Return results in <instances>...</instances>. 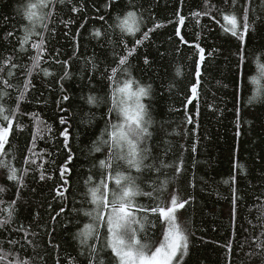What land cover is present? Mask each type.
Returning <instances> with one entry per match:
<instances>
[{
  "label": "snow or ice",
  "instance_id": "6c2138e0",
  "mask_svg": "<svg viewBox=\"0 0 264 264\" xmlns=\"http://www.w3.org/2000/svg\"><path fill=\"white\" fill-rule=\"evenodd\" d=\"M185 2L179 0L181 7L174 16L181 26L188 18L195 21L200 28L195 34L197 41L212 31L201 23L203 17H208L237 42L233 53L237 58L234 84L242 94L247 82L245 68L249 46L254 37L264 31V0H205L206 10L191 11L188 17L181 14ZM91 7L94 14L99 15H88V0H20L16 15L3 17L5 30L0 33V264H49V255L52 264H187L195 232L191 230V219L185 218L184 212L195 197L182 195L179 183L187 176L188 187H197L199 117L201 100L205 97L203 75L209 67L208 61L215 58L220 49L212 46L206 53L205 46L194 43L192 55L188 56L193 64V79L181 93L183 127L169 128L166 125L174 121H158L154 115L153 102L157 94L154 83L135 75L137 71L152 68L147 46L152 34L164 25L154 22L148 26L149 20L155 21V16L151 5L145 7L141 0H96ZM73 14L81 21L74 33L71 29L77 19ZM217 16L225 23L221 24ZM93 19L103 25L93 27L90 36L101 48L104 42L108 44L110 60L100 61L95 53L82 58L77 55L81 47V29ZM13 20L19 23H12ZM58 35L72 42L71 55L53 43H59ZM175 35L180 43L189 45L179 27L175 28ZM180 50L176 49L178 53ZM74 58L82 59L78 69L81 80L87 79L92 89L96 88L95 81L107 89L103 96L90 92L86 97L92 107L107 105V111L100 117L104 126L88 146L86 159L90 164L79 181L78 190L73 193L74 168L70 165L76 153L70 142L71 122L67 115L59 116V124L65 126L59 135L63 137L66 160L59 165L61 183L53 189V201L58 202V210L44 224L40 223L38 211L33 214L32 221L25 224L19 217L22 193L29 187L30 178L38 182L55 179V174L45 167L55 161L46 158L52 155L46 148L38 147L40 141L47 142L51 138L52 126L39 112L25 111L22 106L46 105L47 100L42 99L44 93L38 89L37 82L47 84L49 92L51 84L55 83L60 92L55 103L61 113H68L69 108L61 104L70 100L64 81L73 77ZM251 59L260 78H264V48L253 53ZM140 62L144 69L139 68ZM57 66L62 69L59 73ZM183 75L181 67H177L173 79L161 87L171 94L177 87L176 77ZM251 82L259 84L256 76L251 77ZM259 93L257 89V95L250 96L246 104L241 95L240 107L234 106L237 136L243 108L252 106L254 100L264 103V96ZM188 106L194 111H189ZM207 107L217 110L214 103ZM172 111L180 109L170 108L169 112ZM94 121L93 115L82 123ZM25 132L28 139L21 153L13 140H19V133ZM233 167L230 178L222 180L231 191L232 229V235L222 247L227 249L229 256L233 254L238 207L243 204L249 208V213L255 211L256 215L245 217L248 228L241 225L244 233L248 234L249 229L253 231L244 236V242L238 245L239 251H243L250 240L255 249L246 255L259 258L260 264H264V195L254 196L255 203L248 206L247 192L239 188L237 175L243 172L246 176L247 172L242 165L234 164ZM199 179L206 183L203 177ZM12 188L15 189L12 198L5 199ZM31 191L35 192V188ZM47 211L52 213V203L48 204ZM57 226L61 233L70 235L71 251L56 239ZM41 236L46 237V241L38 239ZM227 264H233L232 260L228 259Z\"/></svg>",
  "mask_w": 264,
  "mask_h": 264
},
{
  "label": "trees",
  "instance_id": "16d2710c",
  "mask_svg": "<svg viewBox=\"0 0 264 264\" xmlns=\"http://www.w3.org/2000/svg\"><path fill=\"white\" fill-rule=\"evenodd\" d=\"M19 2L20 0H0V33L5 30L2 27L3 17L11 18L15 16L16 6ZM95 2L96 0H88L89 16L99 15L94 14L91 7V4ZM141 2L144 3L145 7L151 5V11L155 16V21H148V26L151 27L154 22H160L164 26L152 34V41L147 46V54L153 61L152 68L146 69L145 72L137 71L135 75L145 82L151 81L154 83L157 93L153 102L156 119L158 121H174L173 124L166 125V127H183L184 98L181 93L185 91L187 84L193 79L191 75L193 64L188 56L192 55L194 43L199 42L202 46H205L206 53L212 46L220 49L215 58L208 61L209 67L204 70L203 75L205 97L201 100V115L199 117L197 187L195 189L188 187L187 176L183 177L179 183L182 195L195 197L191 206L187 207L184 212V217L191 219V230L195 232L192 237L191 254L188 257L187 264H227L228 259H231L233 264H241V261L244 264H249L250 260L251 264H260L259 258L253 259L246 255L247 252L255 249V245H252L250 240L246 242L247 246L243 251H239L238 248V245L244 242V236L250 235L253 231L249 229L248 234L244 233L243 228L249 227L245 217L256 215L255 211L249 213V208L243 204L238 207L235 227L236 246L233 254L229 256L227 249L222 247V245L227 244L229 237L232 235V229L230 228L231 204L229 200L231 191L228 186L222 183V180L230 178L234 172V164L242 165L247 175L245 176L243 172L237 173V175L239 188L247 192L245 196L247 205L252 206L255 203L254 196L264 195V103L254 100L252 106L243 108L240 134L238 136L236 134V115L233 111L234 106L240 107L241 95L245 104L250 96L257 95V89H260L259 95L264 96V78H260L259 70L251 59L253 53L264 48V31H261L260 36L254 37L249 46V60L245 68L247 82L241 94L234 84L237 58L233 53L236 51L237 42L229 35H225L219 24H216L215 21L210 22L208 17H203L201 23L208 25L212 31L206 33L200 41H197L195 34L200 31V28L197 27L195 21L188 18L185 25L181 26L174 16V13L181 7L179 0H141ZM197 10L201 12L206 10L205 0H186L181 14L188 17L191 11ZM73 17L77 19V24L73 25L71 29L74 33L81 21L75 14H73ZM65 18H67V10H65ZM217 19L221 21V24L225 23L221 17L217 16ZM169 20L173 23H168ZM12 23H19V21L13 20ZM102 25L103 22H97L93 19L88 22L85 29H81L82 36L79 38L81 47L79 53H77L78 56L82 58L92 56L95 53L100 61L110 60L111 48L108 44L104 42V47L101 48L100 44L90 36L93 27H101ZM177 27L180 28L181 35L189 41V45L179 42L180 38L175 35V28ZM57 41L59 43L53 41L57 47H61V50L67 55L72 54L73 44L70 40L58 35ZM178 47L181 49L179 53L176 51ZM81 63L82 59H73L71 69L73 77L64 81L66 94L70 96V100L62 102L61 107L69 108L68 113H61L55 103L60 97L59 86L55 83L51 84L52 91L49 92L47 84L37 82L38 89L44 93L42 99L47 100L46 105L32 103L22 106L25 111L35 110L39 112L41 118L52 126L51 138L47 142L40 141L38 147L46 148L48 152L52 153L50 157L46 158L49 161H55V164L48 163L45 165L50 173L55 174V179L38 182L30 178L28 181L29 187L22 193L23 200L20 204L19 217L25 224L32 221V216L37 211L40 213V223L44 224L50 220V215L58 210V202L53 201L55 194L53 189L61 183L59 165L66 160V150L62 146L63 137L59 135L65 126L59 124V116L67 115L71 122L69 131L72 133V139L70 142L76 153L74 163L70 165L74 168L71 176L73 193L78 190L79 181L86 175L90 164V160L86 159L88 146L104 126V122L100 117L107 111V105L92 107L86 102V97L90 92L103 96L107 89L98 81H95L96 88L92 89L88 85L87 79L81 80L78 71ZM134 63L136 62L134 61ZM101 66L103 67V64ZM177 67H181L184 75L183 77H176L177 87L170 94L161 85H166L169 80L173 79ZM139 68L144 69L142 62L139 63ZM56 70L58 73L62 71L59 66L56 67ZM252 76L257 77L259 84L251 82ZM213 93H215L214 96ZM30 98L33 101L35 100L33 96H30ZM213 103L217 109L215 111L207 107L208 104ZM170 108L180 109V111L169 112ZM188 108L189 111H194L191 106H188ZM93 115L95 116L94 123H82V121H88L90 116ZM25 123H28L27 117H25ZM187 127L191 129L192 125ZM27 139L28 133L25 132L19 133V140H13V144H18L21 153L24 152ZM188 142L190 145L191 138ZM188 159L191 160L190 155ZM200 177H203V181H206V183L202 182L199 179ZM5 187L9 186L5 185ZM32 188H35V192L31 191ZM14 191L15 189L12 188L5 199H11ZM25 201L26 203H24ZM49 203H52V213L47 211ZM241 225H243V228ZM38 239L46 241L44 236L38 237ZM56 239L62 245H65L69 251L72 250L70 235L61 233L58 226ZM48 251L51 253V249H48ZM48 259L49 264H52L51 255Z\"/></svg>",
  "mask_w": 264,
  "mask_h": 264
},
{
  "label": "bare ground",
  "instance_id": "6f19581e",
  "mask_svg": "<svg viewBox=\"0 0 264 264\" xmlns=\"http://www.w3.org/2000/svg\"><path fill=\"white\" fill-rule=\"evenodd\" d=\"M97 129V128H96ZM203 213V212H202Z\"/></svg>",
  "mask_w": 264,
  "mask_h": 264
}]
</instances>
